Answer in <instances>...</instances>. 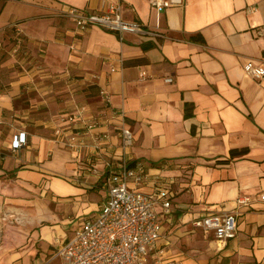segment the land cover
Here are the masks:
<instances>
[{
	"label": "crops",
	"instance_id": "1",
	"mask_svg": "<svg viewBox=\"0 0 264 264\" xmlns=\"http://www.w3.org/2000/svg\"><path fill=\"white\" fill-rule=\"evenodd\" d=\"M117 1L124 19L161 35L79 33L60 14ZM258 28L264 0H182L160 13L148 0H0V219L13 217L0 222V264H57V249L106 201L123 156L149 176L129 188L170 187L148 264H264V76L243 69L264 64ZM16 30L23 44L13 54ZM100 90L125 112L130 148ZM82 105V117L63 121ZM90 115L102 120L92 130ZM19 132L26 144L14 151ZM73 134L76 148L65 144ZM244 195L247 205L237 202ZM230 210L237 232L226 243L193 224Z\"/></svg>",
	"mask_w": 264,
	"mask_h": 264
},
{
	"label": "built area",
	"instance_id": "2",
	"mask_svg": "<svg viewBox=\"0 0 264 264\" xmlns=\"http://www.w3.org/2000/svg\"><path fill=\"white\" fill-rule=\"evenodd\" d=\"M148 2L157 13H160L168 7L181 4L182 0H148ZM60 14L69 18L79 33L85 32L92 26H99L116 32L120 39L123 38L124 33L149 32L161 35L157 31L147 29L140 22L124 19L122 5L118 1L109 3L105 9L99 11L67 6L60 11ZM257 32L264 37L262 28H258ZM22 44V36L16 30L11 53H18ZM243 69L248 75L257 79L264 76L263 63L247 61ZM144 73L141 71V75ZM165 81L170 82L172 78L167 77ZM99 95L103 105L110 109L111 117L119 120L118 135L121 147L130 148L134 139L132 131L126 125L125 112L111 106L110 96L105 90H100ZM86 111V106L82 105L77 114H71L63 118V121L74 122ZM101 123V118L95 115H90L86 119L88 130L95 129ZM25 144V132L13 136L12 150L15 151ZM65 144L76 148L77 135H71ZM110 172L112 174L109 178L106 201L95 216L85 220L73 236L57 249L56 256L59 258L57 264H148L155 242L161 236V218L157 206H161L164 213L170 212V187L155 186L150 192L129 188L128 179L139 185L146 182L149 176L142 162L130 165L129 158L125 156L119 164L110 168ZM261 197L264 198V195ZM250 199V196L244 195L238 198L237 202L247 205ZM237 214V210L210 213L196 219L193 224L211 230L218 242L226 243L236 235ZM153 264L182 263L178 260L158 257L153 260Z\"/></svg>",
	"mask_w": 264,
	"mask_h": 264
},
{
	"label": "rangeland",
	"instance_id": "3",
	"mask_svg": "<svg viewBox=\"0 0 264 264\" xmlns=\"http://www.w3.org/2000/svg\"><path fill=\"white\" fill-rule=\"evenodd\" d=\"M1 221V224H5V223H11L12 222V220H13V217H12V215H2V218L0 219Z\"/></svg>",
	"mask_w": 264,
	"mask_h": 264
}]
</instances>
